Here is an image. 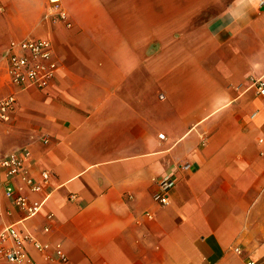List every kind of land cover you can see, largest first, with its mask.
I'll list each match as a JSON object with an SVG mask.
<instances>
[{"label":"crops","instance_id":"0c3cea01","mask_svg":"<svg viewBox=\"0 0 264 264\" xmlns=\"http://www.w3.org/2000/svg\"><path fill=\"white\" fill-rule=\"evenodd\" d=\"M61 5L69 27L46 0H0V97L13 90L9 41L46 39L57 63L46 87L15 91L0 120V152L26 147L30 173L49 174L29 197L49 195L26 218L0 173V228L48 245L24 242L34 264L261 261L264 97L253 82L264 75V0ZM175 163L188 168L160 205L152 179ZM57 243L64 262L45 259Z\"/></svg>","mask_w":264,"mask_h":264},{"label":"built area","instance_id":"2783aa9c","mask_svg":"<svg viewBox=\"0 0 264 264\" xmlns=\"http://www.w3.org/2000/svg\"><path fill=\"white\" fill-rule=\"evenodd\" d=\"M46 3L48 15L69 27L70 22L61 5V0H46ZM2 56L6 59V74L13 87L10 93L0 97V120H6L15 103V91L46 87L54 77L57 63L49 41L42 38L11 40L3 50ZM253 85L256 92L264 97V75L256 78ZM157 136L163 138L162 133H158ZM29 160L30 152L26 147L0 152V173L4 176L1 194L9 199L13 206L20 209L26 218L34 216L49 195V192H44L40 198L29 197V193L42 191L49 178L48 172L44 169L39 171L37 177H34L27 166ZM187 168V163H175L173 170L152 179L154 189L151 197L156 203L160 205L167 203L169 190L175 183V172ZM14 178L19 179V186L13 184ZM46 216L50 218L51 214L48 213ZM42 230L47 231L48 227L43 226ZM26 241L39 252L48 248L46 243L38 242L29 233L23 232L13 224L0 228V258L12 263L34 264L24 248ZM233 250L239 252L237 247ZM45 259L64 262L66 255L57 243L53 247V254L45 255ZM243 264H264V256L261 261L248 259Z\"/></svg>","mask_w":264,"mask_h":264}]
</instances>
